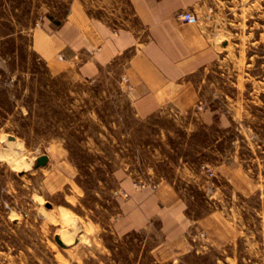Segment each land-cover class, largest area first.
Wrapping results in <instances>:
<instances>
[{
	"label": "rangeland",
	"instance_id": "rangeland-1",
	"mask_svg": "<svg viewBox=\"0 0 264 264\" xmlns=\"http://www.w3.org/2000/svg\"><path fill=\"white\" fill-rule=\"evenodd\" d=\"M99 2L0 0V264H264V0L194 2L193 20L178 22L199 24L217 46L191 78L200 97L144 117L115 64L85 76L78 56L46 62L33 49L46 17L73 6L99 17ZM226 162L243 186L219 171ZM167 180L190 217L220 216L197 226L191 251L171 253L157 223L118 233L120 183L157 190Z\"/></svg>",
	"mask_w": 264,
	"mask_h": 264
},
{
	"label": "crops",
	"instance_id": "crops-1",
	"mask_svg": "<svg viewBox=\"0 0 264 264\" xmlns=\"http://www.w3.org/2000/svg\"><path fill=\"white\" fill-rule=\"evenodd\" d=\"M197 0H100L95 9L71 7L59 21L46 17L32 34L35 53L46 62L78 56L83 75L109 65L121 68L130 84L128 95L139 116H149L161 108L186 109L199 99L193 74L212 63L217 46L204 29L195 23H179L174 14L189 9ZM213 113L208 114V121ZM229 162L218 166L243 186L245 177ZM233 168V169H232ZM174 181L160 183L157 190H132L128 181L120 184L128 191L118 201L119 234L149 229L157 223L155 233L164 240L171 253L178 248L192 249L190 239L197 226L217 225L219 214L206 218L190 217L184 195ZM218 226V225H217Z\"/></svg>",
	"mask_w": 264,
	"mask_h": 264
},
{
	"label": "bare ground",
	"instance_id": "bare-ground-1",
	"mask_svg": "<svg viewBox=\"0 0 264 264\" xmlns=\"http://www.w3.org/2000/svg\"><path fill=\"white\" fill-rule=\"evenodd\" d=\"M14 147H15V146H14ZM15 148H16L15 152H14V149H13V151L8 152L9 156H11V159H10L11 161H13L15 158H18V157H21V156H22V155L20 154V151H21V148H22L21 144H17V143H16V147H15ZM18 154H20V155H18ZM8 160H9V159H8ZM68 216H69V215H68ZM63 221H65V223L67 224V226H71V227L73 228L74 231H77L78 227L69 221L67 215H64V217H63ZM87 230H88V229H87ZM59 238H60V237H59ZM85 238H86V237H85ZM85 238H84V236L81 235V237H80V241L83 240V239L85 240ZM60 240H61V239H60ZM85 241H86V240H85ZM87 241H88V239H87ZM84 243H85V242H84ZM63 244L66 245L64 242H63Z\"/></svg>",
	"mask_w": 264,
	"mask_h": 264
},
{
	"label": "water",
	"instance_id": "water-1",
	"mask_svg": "<svg viewBox=\"0 0 264 264\" xmlns=\"http://www.w3.org/2000/svg\"><path fill=\"white\" fill-rule=\"evenodd\" d=\"M8 139L9 140H13L14 138L12 136H8ZM48 162V156L46 154L44 155H41L39 157L36 158L35 160V167H38V166H43L45 165L46 163ZM55 240L56 242L61 245V246H64L63 242L60 240L59 236L56 235L55 236Z\"/></svg>",
	"mask_w": 264,
	"mask_h": 264
},
{
	"label": "built area",
	"instance_id": "built-area-1",
	"mask_svg": "<svg viewBox=\"0 0 264 264\" xmlns=\"http://www.w3.org/2000/svg\"><path fill=\"white\" fill-rule=\"evenodd\" d=\"M176 18L178 20H183V21H192L194 16L191 11H183V12L178 13L176 15ZM35 24L36 26H38L40 24V21H37ZM123 80H125V83L128 84V81L126 78L123 77Z\"/></svg>",
	"mask_w": 264,
	"mask_h": 264
}]
</instances>
